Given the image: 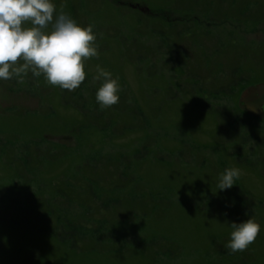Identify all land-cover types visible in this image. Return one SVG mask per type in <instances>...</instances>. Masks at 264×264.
Segmentation results:
<instances>
[{
    "label": "rangeland",
    "instance_id": "374dc122",
    "mask_svg": "<svg viewBox=\"0 0 264 264\" xmlns=\"http://www.w3.org/2000/svg\"><path fill=\"white\" fill-rule=\"evenodd\" d=\"M52 2L94 26L99 59L74 91L0 80V218L18 243L0 240V264H57L24 243L37 231L103 264H264V107L239 100L264 83V0ZM97 65L123 89L105 110ZM252 217L257 240L230 254V223Z\"/></svg>",
    "mask_w": 264,
    "mask_h": 264
},
{
    "label": "clouds",
    "instance_id": "9594fccd",
    "mask_svg": "<svg viewBox=\"0 0 264 264\" xmlns=\"http://www.w3.org/2000/svg\"><path fill=\"white\" fill-rule=\"evenodd\" d=\"M98 48L94 26H80L64 5L57 10L52 0H0V80L23 83L31 71L50 86L74 91L86 80V62L99 59ZM93 79L102 81L96 92L101 110L117 105L123 90L119 79L99 65ZM240 176V169H226L219 177V191L231 189ZM229 226L231 238L225 247L230 254L248 250L261 232L254 217Z\"/></svg>",
    "mask_w": 264,
    "mask_h": 264
},
{
    "label": "trees",
    "instance_id": "16d2710c",
    "mask_svg": "<svg viewBox=\"0 0 264 264\" xmlns=\"http://www.w3.org/2000/svg\"><path fill=\"white\" fill-rule=\"evenodd\" d=\"M188 113H189L188 110H185L182 113V115H185ZM204 118H207V117L205 116ZM200 122L202 123V121H200ZM8 209H9V207L6 210H8ZM1 215H3V214H1ZM9 219H11V218H9ZM6 220H7V217L4 219L0 218V240L4 241L3 244H5L6 240H7L6 242L13 244L12 249L14 251H16V248L18 247V243L16 242L17 239L16 238L9 239L11 237L10 234H13V232H11L12 226H10L9 222ZM25 234H26V238L24 239V241H25L24 243H26V241L27 242L32 241L30 243H34L35 247L42 248L43 253H45L47 256H49V257L57 256V258H58L57 264H60L59 263L60 258H62V261H63L62 264H66L69 261H76L77 259L82 260L83 262H86L87 264H103L101 262L102 256H99V254L97 255L96 253L83 255V256H87V257L85 259H81V256H74L70 252H66V251L63 252V251L57 249V247L54 246V243L50 241L51 238L47 235L46 231H43L41 233L39 231L34 232V233L29 232V233H25ZM30 243H26V244H30ZM7 248L11 249L9 247V245L7 246ZM9 249H6V247H5L6 254L7 255L13 254L14 251L12 249L11 250H9ZM9 258H12V256H8V258H6L4 254L0 256V259H5V260L7 259L8 260Z\"/></svg>",
    "mask_w": 264,
    "mask_h": 264
},
{
    "label": "water",
    "instance_id": "95a60500",
    "mask_svg": "<svg viewBox=\"0 0 264 264\" xmlns=\"http://www.w3.org/2000/svg\"><path fill=\"white\" fill-rule=\"evenodd\" d=\"M239 100L243 101L247 108L260 112V108L264 106V83H259V85L250 88L240 96Z\"/></svg>",
    "mask_w": 264,
    "mask_h": 264
},
{
    "label": "flooded vegetation",
    "instance_id": "af4514ba",
    "mask_svg": "<svg viewBox=\"0 0 264 264\" xmlns=\"http://www.w3.org/2000/svg\"><path fill=\"white\" fill-rule=\"evenodd\" d=\"M129 6H133L134 8H138L139 5H133V4H132V5H129ZM142 9H143V8H141V10H142ZM145 11H148V10L145 9ZM148 12H149V11H148Z\"/></svg>",
    "mask_w": 264,
    "mask_h": 264
}]
</instances>
